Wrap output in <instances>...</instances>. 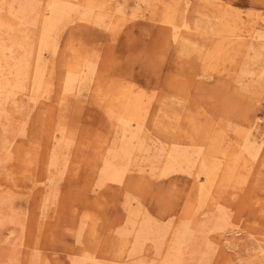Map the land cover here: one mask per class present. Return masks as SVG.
<instances>
[{
	"label": "rangeland",
	"instance_id": "rangeland-1",
	"mask_svg": "<svg viewBox=\"0 0 264 264\" xmlns=\"http://www.w3.org/2000/svg\"><path fill=\"white\" fill-rule=\"evenodd\" d=\"M55 1L70 14L41 49L48 0H0V264H264V39L220 58L210 45L225 19L264 31V0ZM185 1L192 34L175 40L164 14ZM79 68L90 81L65 87ZM125 88L145 117L130 156L109 114ZM261 140L256 157L242 147ZM172 144L215 159L209 185L198 162L160 175Z\"/></svg>",
	"mask_w": 264,
	"mask_h": 264
},
{
	"label": "bare ground",
	"instance_id": "bare-ground-1",
	"mask_svg": "<svg viewBox=\"0 0 264 264\" xmlns=\"http://www.w3.org/2000/svg\"><path fill=\"white\" fill-rule=\"evenodd\" d=\"M47 1V0H46ZM58 1V0H57ZM66 2H67V0H65ZM59 2V1H58ZM62 2V1H61ZM63 3H65V2H63ZM69 3H70V0H69ZM188 2L187 1H185L184 2V5H182V7L179 5V4H177L178 5V7L175 9V10H173V13H175L173 16H171L169 13V11H167L164 15V17H165V21L167 22V23H171V26H172V29H173V35H174V38H175V40L176 39H178L179 38V40H181L182 38H184L183 37V35L184 36H186V35H190V34H192V33H190L189 31H188V26L185 24V22L187 21V18H186V16H185V13L184 12H186V4H187ZM7 4V3H6ZM59 4V3H58ZM57 3H56V1L55 0H48V2H47V7H48V10H49V13H50V17L48 18V20H46L45 22L47 23V28H43L44 30H43V34L41 35V38H40V40H39V47L41 48V49H47V48H45L46 47V45L49 43V39H50V34L52 33V32H54L55 31V29H56V23H55V21H60L61 19H66L67 18V16L70 14V11H69V7H71V4L67 7L66 5H58ZM73 4V3H72ZM189 4V3H188ZM73 5H75V4H73ZM80 5L81 6H83V7H85L86 9H88L87 11H89V10H93V8L97 5L95 2H93V1H90V0H88V2L87 1H83V0H81V3H80ZM83 7H81L82 9H83ZM101 7V6H100ZM103 7V6H102ZM75 8H76V6H75ZM79 8V7H78ZM104 8V7H103ZM133 8V7H132ZM226 8V7H225ZM229 8V7H228ZM72 9V8H71ZM70 9V10H71ZM86 9H85V12L87 13V11H86ZM95 9V8H94ZM100 9V8H99ZM230 10H231V8H229ZM47 10V11H48ZM133 10V9H132ZM138 10H139V8H138ZM73 11V10H72ZM71 11V12H72ZM74 11H76V10H74ZM135 11V10H134ZM224 11H227V10H224ZM232 11H233V9H232ZM231 11V12H232ZM240 11V10H239ZM91 12V11H90ZM90 12H88L89 14H90ZM93 12V11H92ZM133 12V11H132ZM47 13V12H46ZM83 13V12H82ZM81 13V14H82ZM223 13V12H222ZM95 14V13H94ZM225 14V16H226V13H224ZM237 14V13H236ZM87 15V14H86ZM93 15V14H92ZM97 15V14H96ZM46 16V15H45ZM88 16V15H87ZM95 16V15H94ZM188 16V15H187ZM218 16V15H217ZM238 15H236V17H237ZM161 17V16H160ZM159 17V18H160ZM163 17V16H162ZM189 17V16H188ZM229 17V16H228ZM225 18H227V17H224V19ZM238 18V17H237ZM47 19V18H46ZM53 19V20H52ZM104 19H106V18H104ZM154 19V18H153ZM217 19V18H216ZM223 19V20H224ZM240 19V18H239ZM102 20V19H101ZM162 20V19H161ZM226 20V22L225 23H222L223 24V29L221 30V28H216L215 29V32H213L211 29V31L213 32V37H211V39H212V43L210 44V45H212V48H211V50H212V54L215 56V58H218L219 57V55L220 54H224L225 52H230V53H234V54H239L240 52H243V51H248L250 48H251V45H252V43H249L248 42V40H246V39H249L250 40V38L251 39H255V38H257V39H260V38H263L264 39V31H262V30H257L255 27H254V25H252V28H251V30H246V33L245 32H242L241 31V29H240V26H239V24H237V23H235V21L232 19V23L233 24H231L229 21H230V19H225ZM1 22H2V20H0ZM100 21V20H99ZM5 22V21H4ZM44 22V23H45ZM237 22H239V20L237 21ZM165 23V22H164ZM15 24V23H14ZM210 24V23H209ZM218 24V23H217ZM4 25V24H3ZM189 25V24H188ZM219 25V24H218ZM218 25H217V27H218ZM221 25V24H220ZM219 25V26H220ZM7 26V25H6ZM8 27V26H7ZM179 27H184L185 29H183V30H185V31H183V32H180L179 30L181 29V28H179ZM198 27V25L197 26H194V29H198L197 28ZM191 28H189V30H190ZM213 29V28H212ZM240 29V30H239ZM115 30V29H114ZM191 31V30H190ZM193 31V30H192ZM203 31H206L205 32V34L207 33V30L206 29H204ZM193 35H195V34H193ZM173 37V36H172ZM204 38L206 39V41H207V35H204ZM235 40H237V41H235ZM262 40V39H261ZM183 41V40H182ZM205 42V41H204ZM252 42V41H251ZM259 45V44H258ZM253 46V45H252ZM257 46V45H256ZM255 47V46H254ZM258 47V46H257ZM257 47H255V50L257 49ZM39 48V49H40ZM208 48H209V46H208ZM8 50V49H7ZM252 50H254V49H252ZM188 51V50H187ZM258 51H260V50H258ZM261 52V51H260ZM207 52L205 51V56H204V58L207 60ZM214 58V59H215ZM220 58V57H219ZM41 59V58H40ZM67 69V68H66ZM72 69V68H71ZM42 70V69H41ZM40 69H39V67L36 69V72H37V74L35 75L36 76V86H37V88H41L42 87V84H44L43 83V81L41 80V78H42V75H41V73H42V71H41ZM75 70H77V69H75ZM91 70H92V68H88L87 69V73H85L84 75H80V76H78L77 77V73H80L81 71L83 72V70L81 69V68H79L75 73L74 72H72V70H71V73L72 74H69V75H67L66 76V78H65V81H64V86L65 87H69V86H72V84L74 83V82H76V81H81V82H78V86H81V87H83L82 85H85L86 83H87V81L89 80V78H90V74H91ZM35 72V73H36ZM74 74V75H73ZM34 76V77H35ZM78 78H80V79H78ZM90 81V80H89ZM77 83V82H76ZM257 84V83H256ZM79 89H81V88H79ZM67 90V89H66ZM116 91V93H114V96H115V102L114 103H112L111 105H109V108H110V110H109V114H110V118L112 119V120H115V121H119L120 122V125H121V127H120V130H121V135H120V137L121 138H125V134H124V131H126V130H129V132L130 133H132V135L127 139V141H123L122 143L124 144V145H122V147H120V149H118V151L120 150V152L123 154V155H125V156H128L129 154H131V151H132V149L130 148V143H131V139L134 137V136H136L137 135V132H131V127H130V122L131 121H133L134 123H135V128H137V131H138V133H139V128L141 127V125H142V122H143V119L145 118H143V113H142V110H143V106H142V101H141V99L139 98V97H137V96H135V95H133L132 94V91H131V89H129V88H125V89H116L115 90ZM171 103H173V102H171ZM178 111V110H177ZM169 114V113H168ZM171 117V116H170ZM159 122V121H158ZM159 124H161V123H159ZM129 127H130V129H129ZM132 129H134V128H132ZM136 130V129H135ZM165 130V129H164ZM140 131H141V129H140ZM183 136V135H182ZM138 137H139V135H138ZM249 138L250 137H248V140H249ZM122 139V140H123ZM134 139V138H133ZM121 140V141H122ZM140 140V139H139ZM139 142V141H138ZM260 143H262V140H261V142H259L258 144L259 145H257V146H255V142H249V141H244V143H243V149L245 150V151H247V153L251 156V157H256V155H258L257 153H258V151H259V148H260ZM126 144L129 146V147H127L126 146ZM141 144V143H140ZM120 145V144H119ZM133 146V145H132ZM140 146H142V144L140 145ZM172 146L173 147H171V148H169V150L167 151V153H166V155H165V160H164V163H163V166H161L162 167V169H161V172H160V175L162 176H165V175H169V173H171V172H185L186 173V170H188V168L191 166V165H193V163H197L198 162V169H199V171H200V173H202L204 176H205V183H207V185H209L210 183H211V180H212V177H213V175H215V170L218 168V163L217 162H215L213 159L212 160H209V158H205V157H201L200 159H198L197 160V158L195 159V158H193L194 159V161H193V159H192V156H193V153L191 152H188L187 150H185V149H181L180 147H179V145H173L172 144ZM143 147V146H142ZM161 147H162V145H161ZM114 148H115V146H114ZM135 147L133 146V149H134ZM145 148H146V146H145ZM198 148V147H197ZM239 148V147H238ZM137 149H139V148H137ZM195 149V148H194ZM243 149H241L242 151H243ZM110 150H112V149H110ZM192 150V149H191ZM198 150H200V149H198ZM197 150V151H198ZM113 151H115V150H113ZM198 152H200V151H198ZM198 152L196 153V154H198ZM239 152V151H238ZM118 153V152H117ZM245 153V152H244ZM116 154V153H115ZM119 154V153H118ZM159 154V153H158ZM146 155H147V153H146ZM200 155V154H199ZM121 155H119V157H120ZM130 156V155H129ZM152 156H153V153H152ZM113 157H114V153H113ZM112 157V158H113ZM124 157V156H123ZM207 157H208V155H207ZM250 157V158H251ZM122 158V157H121ZM130 158V157H129ZM148 158V157H147ZM146 158V159H147ZM199 158V157H198ZM238 158V157H237ZM115 159H116V157H115ZM128 159V158H127ZM131 159V158H130ZM162 159V158H161ZM123 160V159H122ZM197 160V161H196ZM116 161V160H115ZM114 161V162H115ZM159 161V160H158ZM114 162H113V164H114ZM134 162V161H133ZM119 163V162H118ZM129 163V162H128ZM112 163H107V164H105V172L107 173V175H108V177L109 178H111L112 180H120L121 179V177H123L122 176V173H123V171H121V170H119L116 166L114 167V165H113ZM119 164H121V163H119ZM159 164V163H158ZM123 165V164H122ZM118 166H120V165H118ZM125 167V166H124ZM123 167V168H124ZM126 168H127V166H126ZM125 169V168H124ZM8 170L9 169H7L6 171L8 172ZM189 171V170H188ZM217 171V170H216ZM190 172V171H189ZM218 173V172H217ZM10 171L8 172V176H10ZM188 174H190V173H188ZM197 175H199L198 173H197ZM11 176H13V175H11ZM10 176V177H11ZM105 176V175H104ZM216 176V175H215ZM10 177H9V179H10ZM106 177V176H105ZM103 178V177H102ZM200 178V177H199ZM110 179V180H111ZM214 181V180H213ZM243 182V181H242ZM206 189H207V187H205ZM205 189V190H206ZM198 190H199V193L201 192V193H205L204 192V184L203 183H201L200 185H199V187H198ZM208 190H209V188H208ZM207 190V191H208ZM205 195H206V193H205ZM199 196V195H198ZM203 197V196H202ZM136 212V211H135ZM132 214H134V213H132ZM137 215H138V213H137ZM136 215V216H137ZM134 216V215H133ZM147 220V221H146ZM146 220H144L145 222H143V224H141L140 225V227L138 228L139 229V231H138V234H137V236H136V238H135V245L139 242L138 240H141V238L144 236L145 237V234H148V232H150L151 233V225H150V223L148 222V219H146ZM150 221V220H149ZM130 223H132L131 222V219H130ZM228 222H226V223H222L221 221H219V223H218V225L216 226L217 227V229L218 228H220V230H221V228L223 229V228H225V226L226 225H228L227 224ZM129 225H132V224H129ZM154 225V224H153ZM134 226V224L132 225V227ZM132 227H130L129 229H131ZM227 228V227H226ZM188 229V228H187ZM214 229V228H213ZM216 230V229H215ZM237 232V231H236ZM236 232H234V233H236ZM132 233V232H131ZM137 233V232H136ZM186 234V233H185ZM189 234V233H188ZM149 235V234H148ZM123 236V235H122ZM125 237H126V235H125ZM178 239H181L180 237L179 238H177V240H176V245H175V247L177 248L178 246V244L180 243L179 241H178ZM121 240H123V239H121ZM127 240V239H126ZM142 240H144L143 238H142ZM123 242V241H122ZM125 242V241H124ZM141 243V242H140ZM126 244V243H125ZM124 244V245H125ZM184 244V243H183ZM137 246V245H136ZM132 248H134V246L132 247ZM130 253V252H129ZM200 254V253H199Z\"/></svg>",
	"mask_w": 264,
	"mask_h": 264
}]
</instances>
